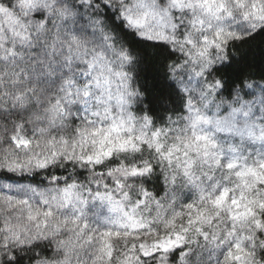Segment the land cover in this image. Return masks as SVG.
I'll return each instance as SVG.
<instances>
[{
  "label": "clouds",
  "instance_id": "9594fccd",
  "mask_svg": "<svg viewBox=\"0 0 264 264\" xmlns=\"http://www.w3.org/2000/svg\"><path fill=\"white\" fill-rule=\"evenodd\" d=\"M0 264H264V0H0Z\"/></svg>",
  "mask_w": 264,
  "mask_h": 264
}]
</instances>
